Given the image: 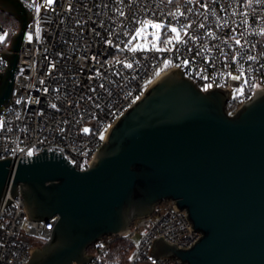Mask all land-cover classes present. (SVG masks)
<instances>
[{
  "label": "built area",
  "instance_id": "obj_1",
  "mask_svg": "<svg viewBox=\"0 0 264 264\" xmlns=\"http://www.w3.org/2000/svg\"><path fill=\"white\" fill-rule=\"evenodd\" d=\"M19 1L31 22L19 52L11 103L0 113V159L29 152L32 157L46 148L63 153L78 171L88 170L116 120L174 70L203 92H228L230 115L264 91V0ZM144 21L162 25L144 30L159 34L146 46L144 32L136 36ZM172 27L180 40L172 39ZM0 36L5 40L1 23ZM3 41L0 73L8 66ZM56 221L31 220L19 191L0 210V264H27L34 250L48 241ZM190 224L186 211L164 200L126 232L103 237L88 253L93 257L87 264H108L111 238L132 243L125 264H182L174 257H156L154 244L163 239L189 248L202 235ZM137 234L139 241L134 242Z\"/></svg>",
  "mask_w": 264,
  "mask_h": 264
},
{
  "label": "water",
  "instance_id": "obj_2",
  "mask_svg": "<svg viewBox=\"0 0 264 264\" xmlns=\"http://www.w3.org/2000/svg\"><path fill=\"white\" fill-rule=\"evenodd\" d=\"M0 10L20 25L3 55L1 113L11 103L31 14L19 0H0ZM228 100V92H203L174 70L116 120L88 170L78 171L63 153L46 148L32 157L0 159L1 209L20 191L31 220L57 218L27 264H87L90 246L126 232L164 200L186 211L191 230L202 235L186 249L158 239L156 257L264 264V91L234 115Z\"/></svg>",
  "mask_w": 264,
  "mask_h": 264
},
{
  "label": "trees",
  "instance_id": "obj_3",
  "mask_svg": "<svg viewBox=\"0 0 264 264\" xmlns=\"http://www.w3.org/2000/svg\"><path fill=\"white\" fill-rule=\"evenodd\" d=\"M0 23L6 30V38L3 41L5 50H9L14 36L18 33L19 22L0 10ZM97 244L88 248V253H93L96 250ZM109 254L107 256L108 264H125L132 250V243L122 238H111L109 240Z\"/></svg>",
  "mask_w": 264,
  "mask_h": 264
},
{
  "label": "snow or ice",
  "instance_id": "obj_4",
  "mask_svg": "<svg viewBox=\"0 0 264 264\" xmlns=\"http://www.w3.org/2000/svg\"><path fill=\"white\" fill-rule=\"evenodd\" d=\"M46 3L50 5V4L53 3V0H46ZM37 12H39V7H37ZM121 15H123V13H121ZM148 26H151L153 29H160V28L162 27L161 24H155V23H151L150 21H144L142 27H141L140 29L137 30L136 36H139L142 32H144V30H145ZM185 27H187V26H185ZM201 27H203V25H201ZM170 31H171L172 33H175V34H176V35L172 38L173 40H177V41L180 40V32L178 31L177 28L172 27V28L170 29ZM136 36H133V39H136ZM28 39L31 40V39H32V36L29 35V36H28ZM3 40H4V36H0V42H2ZM171 42H172L171 40L166 41V43H171ZM235 42H236L237 44L240 43L239 40H236ZM108 43H111V40H109ZM130 44H131V41H129V45H130ZM127 46H128V45H126V47H127ZM137 47H139V46L137 45ZM137 47H131L130 50H131V51H136V50H137ZM158 50H164V49H158ZM249 59H250V60H251V59H254V57L249 56ZM184 63L187 64L188 61L185 60ZM132 66H133V65H132L131 63H127V64H125V67H127V68H132ZM97 74H99V73H97ZM233 78H234V79H239L240 77L237 76V77H233ZM100 87L103 88L104 85L101 84ZM92 91H95V89H92ZM89 99H91V98H89ZM97 106H98V105H97ZM53 107H55V105H53ZM84 131H85V132H88L89 129L85 128ZM101 138H103V137H101ZM28 155H32V153L29 152Z\"/></svg>",
  "mask_w": 264,
  "mask_h": 264
},
{
  "label": "rangeland",
  "instance_id": "obj_5",
  "mask_svg": "<svg viewBox=\"0 0 264 264\" xmlns=\"http://www.w3.org/2000/svg\"><path fill=\"white\" fill-rule=\"evenodd\" d=\"M150 35H151L152 37H149ZM143 36L146 37V39H145V45H144V46H146L147 43H149V42H151V41H155V40L159 37V34H158V31H156V30H148V31H145V32L143 33ZM0 44H1V42H0ZM235 77H236V76H235ZM233 96H235V92L232 94V97H233ZM139 238H140V235L137 234V235L134 237L133 241H134V242H138V241H139Z\"/></svg>",
  "mask_w": 264,
  "mask_h": 264
}]
</instances>
